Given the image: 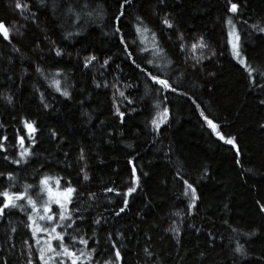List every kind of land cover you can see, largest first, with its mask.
<instances>
[{
	"label": "trees",
	"instance_id": "16d2710c",
	"mask_svg": "<svg viewBox=\"0 0 264 264\" xmlns=\"http://www.w3.org/2000/svg\"><path fill=\"white\" fill-rule=\"evenodd\" d=\"M22 2L29 3L36 13L35 23L14 10V0H0V21L14 25L12 43L0 37V137H8V154L16 152L12 145L17 135L26 134L21 121H34L39 129L35 155L27 165H10L2 161L0 154V171L14 172L16 190L22 191L24 184L37 181L39 169L95 192V201L84 199L79 203L88 220L102 218L99 226H82L89 237L95 230L89 246L97 247L99 260L113 253L107 239L111 233V243L121 252V264H151L143 251L146 247L156 264H264V213L256 204L257 200L264 203V129L259 127L264 124V106L258 102L264 93L249 90L247 74L227 47V0H164L163 4L159 0H133L120 27L141 67L153 73L160 71L143 63L144 57L161 65L162 74L170 77L179 91L195 99L220 125L223 134L236 137L241 150L239 165L234 150L210 134L191 101L173 93L157 96L150 91L157 86L126 58L123 45L113 34L117 0H89L87 11L92 14L81 13L79 26L63 16L67 3L74 0H45L44 5L40 0ZM83 2H74V6L79 8ZM233 2L240 4L236 20L242 55L253 67L264 68V34L248 26H264V0ZM137 17L155 33V41L151 33L147 34L146 44L149 48L158 44L163 49L160 57L140 53L145 45L140 44L135 32ZM165 17L173 28L162 23ZM241 20H247L248 25ZM68 31L80 35L65 40ZM180 33L185 52L179 50ZM200 37L216 55L193 67L195 58L188 48ZM53 47L65 54L57 57ZM88 55H95L97 62L84 68L83 60ZM106 59L108 66L101 68ZM37 66L43 69V75L35 71ZM57 71L63 74L57 78L71 99L48 87ZM104 82L110 87H95ZM117 88L133 101L128 104L116 95L125 113L123 124L114 115ZM41 94L49 105L47 109L41 103ZM158 103L159 109L154 107ZM165 105L170 110L169 119L158 132L154 131L151 120ZM53 130L58 134L56 139L51 138ZM81 148L88 157L91 180L87 184L78 175ZM133 166L140 186L128 198V209L116 216L123 199L116 192L123 193L129 187ZM177 170L193 183L200 197L191 215L186 214L188 198L183 196ZM106 187L115 191L107 193ZM25 223L26 215L17 210L0 221V258L7 264H25L27 253L22 241L30 236ZM170 226L179 228V243L167 231ZM12 228H16L15 233ZM252 232L255 235H248ZM237 242L244 245L247 259L234 253Z\"/></svg>",
	"mask_w": 264,
	"mask_h": 264
},
{
	"label": "snow or ice",
	"instance_id": "6c2138e0",
	"mask_svg": "<svg viewBox=\"0 0 264 264\" xmlns=\"http://www.w3.org/2000/svg\"><path fill=\"white\" fill-rule=\"evenodd\" d=\"M75 3H79L80 0H74ZM74 2H68L67 7L63 13V16L67 18V21L72 24L79 26V22L82 19L81 13L84 15L91 16V12L87 11L90 4L89 0H84L80 4L79 8L74 6ZM118 11L113 16V34L119 39V43L123 45V53L126 58L132 63V65L137 68L141 73H143L148 80L152 82L153 85L157 86L150 91H154L157 96H161L164 93H173L178 97H185L187 100L191 101L192 105L195 106L196 111L199 114V118L203 121V125L209 130L211 135H214L217 140L221 141L224 145L230 146L234 150L237 157L236 163L239 165L240 160L238 157L241 155V150L238 145L237 139L234 136H227L221 131L220 125L214 122L209 114H206L205 110L201 109V106L195 99L188 96L186 92L178 90V87L174 82L171 81L170 77L164 76L163 69L161 65L154 64L153 60L144 57L143 63L152 65L153 67L159 69L157 73L151 71H146L145 68L141 67L140 63H137V58L134 51L129 50V44L126 42L124 35L121 33L120 24L122 23V18L125 16L126 9L130 7L133 0H117ZM160 4L164 3V0H159ZM40 4L44 5L45 0H40ZM14 10L25 20H31L33 23L38 19L35 12L31 11V5L27 2H22V0H14ZM57 11V8L53 7V13ZM226 15L224 23L227 28L226 32V44L230 50L231 56L240 65L243 71L247 74V80L249 85V90L258 89L261 93H264V68L253 67L248 59L242 55L241 50V33L237 28L236 18L240 15V4L238 2H233V0H227ZM240 23L248 25L247 20H241ZM162 23L169 29L173 28V24L168 18H164ZM255 31L264 34V26L258 23L248 25ZM14 25H8L4 21H0V37L8 43H12L11 35L12 28ZM17 32L19 29L16 30ZM136 35L140 38V44L145 45L140 48V53L151 52L153 56L160 57L163 53V49H160L158 44L154 43L152 48H149L146 44L148 39L147 34L151 33L152 40L155 41V33L151 32L147 26L144 25L143 19L137 17V24L135 26ZM22 35V34H21ZM80 33L68 31L64 34L63 38L65 40L70 37L78 36ZM177 39L181 41L179 44V50L185 52L184 36L182 33L177 35ZM135 44V41L132 42ZM54 44V42H53ZM14 51H19L17 48H13ZM55 55L57 57H62L65 53L60 48L53 47ZM207 50V53H205ZM188 51L191 52L192 58H195V64H200L204 59H211L216 55V52L211 50L208 43L203 37H200L195 42L191 43ZM200 55H197V52ZM97 62V57L95 55H88L83 60V67L89 68ZM171 63L170 61L168 62ZM109 60H104L101 64V68L107 67ZM165 65L164 67H167ZM35 71L38 74L43 75V69L39 66L36 67ZM63 74L57 71L53 77L48 87L52 88L56 93L65 99H71V94L66 87L62 85L61 77ZM47 79V77H45ZM95 87L108 88L110 85L107 82L96 83ZM115 87V85H112ZM123 100L127 101L128 104H132L133 101L129 100L125 95L124 91H120L118 88L113 95V108L114 115L123 124L125 113L120 110L119 104L116 102V95ZM8 103H12L11 97L7 98ZM164 100L167 97L164 96ZM259 104L264 106V98L259 99ZM41 103L43 107L47 109L48 104L44 103L43 94H41ZM156 108H160V104L154 105ZM170 116V110L165 105L160 111L156 113V116L151 120V125L154 131H159L162 125L167 123ZM23 129L25 130V135H17L15 144L12 145L16 148V152L13 154L9 153L7 136L0 137V154L2 155V161L15 165L17 167L22 165H27L31 158L35 155L34 149L37 144V133L39 131L36 123L34 121H29L27 119L21 121ZM3 125L0 124V128ZM259 127L264 129V124H260ZM52 139L57 138V133L53 130L50 133ZM26 141L28 142L26 144ZM67 158L68 153L64 154ZM77 163L80 165L79 177L83 184L90 182L91 177L88 170V157L85 150L81 148L79 150V155L77 157ZM129 164L132 161L129 160ZM44 165H41L43 167ZM36 175L38 180L34 183H27L23 185V190L17 189V176L13 171H0V221L4 220L6 216L12 212V210H17L23 212L26 215V223L24 227L30 233L27 239L22 241L24 245L25 264H121L122 256L120 250L116 247L115 243H111L112 234L108 235V242L110 243L111 249H113L112 255L103 260L97 259L100 255L97 247L89 246V241L95 236V230H93V237H89L86 232L82 231V226H99L102 223V218L96 217L88 220V217L81 213L80 201L86 199L89 202H93L96 199V193L93 191H86L82 188L73 186V182L70 179H65L61 176L50 175L47 172H40L39 169L36 170ZM144 175H147L145 173ZM204 175H207L205 171ZM177 180L182 182L183 186V196L188 198V204L186 209V214L191 215L193 209L197 208V201L200 199L197 194L196 187L193 183H190L188 179L184 178L179 170L176 174ZM63 181V183H62ZM6 182V186H5ZM140 186V177L137 175L136 167L133 166L131 169V182L127 190L123 193L116 192V195L122 196V206L119 207L118 211H115L116 216H120L129 207V197H131ZM105 192L111 193L115 189L111 187H106ZM34 193L35 195H33ZM258 211L264 213V203L260 200L256 201ZM91 207V203H89ZM175 215V213H174ZM87 221V223H86ZM228 222L225 221V224ZM13 233L16 232V228H12ZM172 232L173 239H176L179 243L178 237L180 236V231L178 227H169L167 230ZM200 230L197 229V232ZM233 232H236V228H232ZM248 235H255V232L249 233ZM119 234H117V239ZM94 244L98 245L99 241L94 240ZM144 254L146 257L150 258L151 264H156V260L153 258V253L149 248H144ZM234 253L239 255L241 258H248V254L244 248V245L239 242L236 243L234 248ZM23 254V252H22ZM203 255V254H202ZM261 259V258H258ZM0 264H7L6 260L0 258Z\"/></svg>",
	"mask_w": 264,
	"mask_h": 264
}]
</instances>
